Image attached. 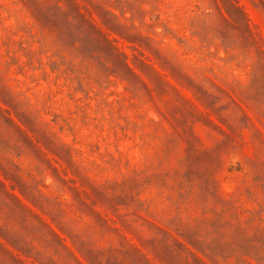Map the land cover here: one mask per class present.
<instances>
[{"label":"rangeland","instance_id":"obj_1","mask_svg":"<svg viewBox=\"0 0 264 264\" xmlns=\"http://www.w3.org/2000/svg\"><path fill=\"white\" fill-rule=\"evenodd\" d=\"M0 264H264V0H0Z\"/></svg>","mask_w":264,"mask_h":264}]
</instances>
